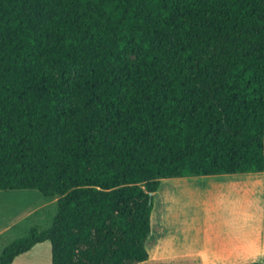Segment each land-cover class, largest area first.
I'll return each instance as SVG.
<instances>
[{
    "label": "trees",
    "instance_id": "trees-1",
    "mask_svg": "<svg viewBox=\"0 0 264 264\" xmlns=\"http://www.w3.org/2000/svg\"><path fill=\"white\" fill-rule=\"evenodd\" d=\"M263 169L264 0H0V190L57 201L0 264H139L161 178Z\"/></svg>",
    "mask_w": 264,
    "mask_h": 264
},
{
    "label": "crops",
    "instance_id": "crops-1",
    "mask_svg": "<svg viewBox=\"0 0 264 264\" xmlns=\"http://www.w3.org/2000/svg\"><path fill=\"white\" fill-rule=\"evenodd\" d=\"M196 188L195 208L173 217L167 206L166 191L176 185ZM36 189L0 190V236L20 228L40 208L56 198L41 196ZM7 202L8 204L2 205ZM189 200L187 203H191ZM185 215V216H183ZM183 216V217H182ZM33 225L22 229L29 231ZM4 247H0V252ZM148 257L139 264H252L264 263V169L259 172L167 177L159 180L153 195L150 233L145 241ZM48 252L49 240L36 243L10 264H24L30 255ZM31 256V257H32Z\"/></svg>",
    "mask_w": 264,
    "mask_h": 264
},
{
    "label": "rangeland",
    "instance_id": "rangeland-1",
    "mask_svg": "<svg viewBox=\"0 0 264 264\" xmlns=\"http://www.w3.org/2000/svg\"><path fill=\"white\" fill-rule=\"evenodd\" d=\"M170 43V40H166L165 44L168 46ZM136 55V52H131L128 54V58L130 60H133ZM52 73L57 76L58 73L56 71H52ZM80 75V71L76 69H70L65 73V81L66 84H69L74 79H76ZM68 100L64 101V104H67ZM166 197L168 200L167 206L165 207V202L163 203V199L160 198V206L162 207L164 205V208L172 215L173 217L178 216V203L181 201L184 203V212H188L189 209H194L195 206V199L197 198V190L196 188L188 187L187 185H176L175 188L171 190H167L165 192ZM42 196V195H41ZM49 198L48 200H51L53 198ZM189 200H191V203H187ZM8 204L7 202L3 203L2 205ZM4 207L0 206L1 212L3 211ZM57 212V202H49V204H45L44 207L40 208L34 215H32L30 218L27 219V221H23L20 223V228H12L11 230L7 231L6 233L2 234L0 236V247H5L7 244H9L12 240L23 237L28 234L29 231L22 230V229H28L27 227H30V225H33L34 227L40 228V229H46L48 228L53 221L54 216ZM185 216V215H183ZM182 216V217H183ZM4 217L3 215L0 217V221H3ZM28 256L27 259H25L24 264H48V252L41 250L38 255L36 256ZM187 262L183 261L182 263L178 264H186ZM18 264V263H17ZM149 264H159L158 262L155 263H149Z\"/></svg>",
    "mask_w": 264,
    "mask_h": 264
}]
</instances>
